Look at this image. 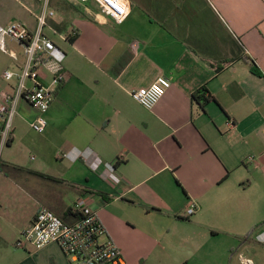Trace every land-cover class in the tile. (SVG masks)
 Instances as JSON below:
<instances>
[{"label":"crops","instance_id":"obj_1","mask_svg":"<svg viewBox=\"0 0 264 264\" xmlns=\"http://www.w3.org/2000/svg\"><path fill=\"white\" fill-rule=\"evenodd\" d=\"M45 9L55 12L47 15L45 34L65 41L57 44L66 73L44 132L32 128L38 110L25 99L13 118L1 163L34 206L16 239L43 206L76 221L74 204L85 197L128 264L130 240L121 230L135 231L143 215L168 223L165 239L172 224L191 227L195 232L185 239L203 264H241L238 252L264 248V0H131L122 23L92 1L0 0V24L22 21L36 30ZM63 12L68 22L59 30ZM74 28L78 36L70 41ZM18 45L22 50L0 48V93L14 94L20 81L27 58ZM6 69L16 75L3 77ZM159 76L172 85L147 109L131 91ZM50 79L44 68L41 82ZM204 86L203 105L193 94ZM170 198L186 199L184 212L195 202L196 211L182 216ZM4 218L0 201L1 223ZM217 241L230 251L228 262L218 261ZM22 249L15 264H71L54 242Z\"/></svg>","mask_w":264,"mask_h":264},{"label":"built area","instance_id":"obj_2","mask_svg":"<svg viewBox=\"0 0 264 264\" xmlns=\"http://www.w3.org/2000/svg\"><path fill=\"white\" fill-rule=\"evenodd\" d=\"M69 1H92L101 13L110 16L116 23H122L131 13V0ZM54 14L53 10L45 9L38 18L36 30L29 29L22 21H14L7 26L0 24L1 50L9 51L6 45V39L9 38L24 47L27 58L19 75L20 81L15 93L9 94L6 91L0 93V152L11 139L13 118L21 99L27 100L38 110V116L31 123L35 131L42 133L48 125L46 112L55 98L58 87L65 80L66 73L65 52L44 32L47 15ZM11 55L16 58L14 53ZM44 68L50 72L51 79L48 84L40 80ZM15 75L12 69L3 72V77L7 79ZM29 79L34 82L30 88L26 84ZM171 85L170 78L159 76L150 85L133 89L131 94L145 108L153 109ZM196 207V203L193 202L186 210V216L192 215ZM74 208L78 217L76 221L68 222L49 207H41L33 224L22 230L15 245L25 248L32 244L40 249L49 243H57L71 264H128L120 247L106 236L107 230L91 202L82 197L75 202ZM238 258L241 264H259L242 251L238 252Z\"/></svg>","mask_w":264,"mask_h":264},{"label":"rangeland","instance_id":"obj_3","mask_svg":"<svg viewBox=\"0 0 264 264\" xmlns=\"http://www.w3.org/2000/svg\"><path fill=\"white\" fill-rule=\"evenodd\" d=\"M66 6L71 8L73 6L82 7L81 5L74 3H66ZM91 7H93V5H91ZM46 33L51 34L59 45H65V41L59 38V36L52 35L50 30H46ZM6 45L8 49L14 48L16 50H22L18 43L11 41L9 38L6 39ZM30 111H33V109L28 108L29 113ZM5 148L6 147L0 152V159L6 157ZM29 155L33 156L34 153L30 152ZM14 178H16V176H13V170L11 167L1 163L0 201L2 202L3 210L6 213L7 218H4L2 223L0 222V225H2L5 231V233L0 232V264H15L21 259L22 256L18 250L23 249L15 245L16 240L20 236L19 235L16 239V227H18L34 207L33 202L30 201L28 196L22 193L18 188V184L14 181ZM170 199H172V202L170 203L177 206V210L181 212L183 216V214L186 213L184 212V209H182L181 204V201L184 198H181V200H178L177 198ZM134 210L142 214L143 209L142 207H135ZM139 225L140 227L133 232L121 230V233H127L126 237L130 240L131 264H203L200 261V254L194 255L196 246L193 245L192 241L185 239L194 234L195 231H192L191 227H186L182 223H176V225L172 224L170 226L172 229L169 234V239H165L162 238V235H164L168 229V223L165 222V220L155 222L143 215L142 218L139 219ZM148 233H151L155 237L151 239ZM155 238L158 240L155 241ZM218 242L219 241L215 244L220 248L219 244L221 243ZM207 252H209V250H206L205 254H207ZM219 252L221 255L219 256L218 261L220 263L228 262V259L225 258L227 252H229V256L231 255L230 251H227L224 247L223 249L220 248ZM248 254L257 261L264 262V248L258 245H252L248 248Z\"/></svg>","mask_w":264,"mask_h":264},{"label":"trees","instance_id":"obj_4","mask_svg":"<svg viewBox=\"0 0 264 264\" xmlns=\"http://www.w3.org/2000/svg\"><path fill=\"white\" fill-rule=\"evenodd\" d=\"M58 9H60V8L58 7ZM61 9H62V8H61ZM75 9H76V8H75ZM63 10H64V8H63ZM63 14H64L63 22L60 23V24L57 26L59 30H62L63 28H65L64 26H66V24H64V23L68 22V20H66L68 16H67L66 13H64V12H63ZM77 36H78V31L74 28L73 31H72L67 37H68V39H69L70 41H73V40H75V38H76ZM251 70H252L253 72H255L256 74L262 75L261 70L259 69V67L257 66V64H256L254 61H251ZM63 82H64V81H63ZM62 84H63V83H62ZM62 84H61L58 88H60V87L62 86ZM207 92H208V90H207V88L204 86V87L200 88L196 93L193 94V98H194L195 100L199 101V102H202V104L204 105L205 102H206L207 100H209V97L206 95ZM212 98H213V96H212ZM213 99H214V98H213ZM52 179H53V178H52ZM103 196H104V198H105L106 200H110V199H111V198L108 197V196H105V195H103ZM248 235H249V234H248ZM248 235H247V236H248Z\"/></svg>","mask_w":264,"mask_h":264}]
</instances>
